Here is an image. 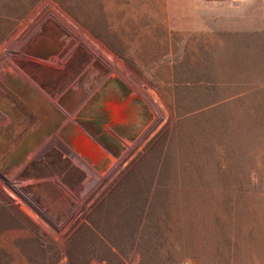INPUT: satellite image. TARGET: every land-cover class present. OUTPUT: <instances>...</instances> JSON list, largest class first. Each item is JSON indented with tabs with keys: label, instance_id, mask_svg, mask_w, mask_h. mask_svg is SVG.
<instances>
[{
	"label": "rangeland",
	"instance_id": "1",
	"mask_svg": "<svg viewBox=\"0 0 264 264\" xmlns=\"http://www.w3.org/2000/svg\"><path fill=\"white\" fill-rule=\"evenodd\" d=\"M18 1L0 0V88L39 90L58 124L101 88L131 116L118 158L75 169V190L0 165V264H264V86L249 64L192 46L174 14L162 45L136 46L134 9L160 0H33L7 30Z\"/></svg>",
	"mask_w": 264,
	"mask_h": 264
},
{
	"label": "crops",
	"instance_id": "2",
	"mask_svg": "<svg viewBox=\"0 0 264 264\" xmlns=\"http://www.w3.org/2000/svg\"><path fill=\"white\" fill-rule=\"evenodd\" d=\"M156 4L154 7L145 6L142 13L134 9L130 29L137 32L134 40L144 41V44L138 42L136 46H157L158 41L162 45L163 38L156 32L162 30V23L163 30H166L167 16L174 14L176 19L172 28L191 34L194 38L192 46L195 47L199 41L198 46L215 47L217 53L225 57L239 58L254 71L246 77L251 80V88L258 91L264 86V0H177L170 8L164 0ZM33 5V0H21L12 11L3 12L11 24L7 30ZM153 18L155 24L152 27ZM248 91H239L234 96ZM107 96L119 99L111 90ZM62 105L67 106L66 103ZM124 105L128 107L127 103ZM127 110L121 120L113 118L114 127L118 129L116 135L106 133L111 136V145L119 141L126 128L124 125L131 114L129 108ZM25 117L31 121L28 128L22 125ZM59 120L56 105L39 90L25 89L20 84L0 88V165L16 169L17 174L28 170L38 172L43 175L40 181L50 178L45 177L49 175L46 172H53L58 182L67 184L72 190L83 183L77 179L75 169L88 168L90 172L103 175L118 158L117 150L93 137L71 119L58 124ZM69 123L78 131L72 138L64 131ZM9 131L12 138L8 137ZM256 158L259 167L264 165L260 161L264 159V149L256 154ZM110 253L113 254L112 250Z\"/></svg>",
	"mask_w": 264,
	"mask_h": 264
},
{
	"label": "flooded vegetation",
	"instance_id": "3",
	"mask_svg": "<svg viewBox=\"0 0 264 264\" xmlns=\"http://www.w3.org/2000/svg\"><path fill=\"white\" fill-rule=\"evenodd\" d=\"M107 95H109V91H107L106 88H101L90 94L86 102L75 114L73 121L96 139L107 142L111 145L112 142L110 134L107 136L106 132L102 130L98 118L94 114L95 107L97 106L96 104ZM64 131L69 133L71 138L78 133L77 129L72 126L71 123L67 125Z\"/></svg>",
	"mask_w": 264,
	"mask_h": 264
},
{
	"label": "water",
	"instance_id": "4",
	"mask_svg": "<svg viewBox=\"0 0 264 264\" xmlns=\"http://www.w3.org/2000/svg\"><path fill=\"white\" fill-rule=\"evenodd\" d=\"M95 116L98 118L102 130L106 133L116 135L118 129L114 127L113 118L121 120L126 114V107L117 99L109 96L104 97L94 110ZM81 138H84L81 136Z\"/></svg>",
	"mask_w": 264,
	"mask_h": 264
},
{
	"label": "trees",
	"instance_id": "5",
	"mask_svg": "<svg viewBox=\"0 0 264 264\" xmlns=\"http://www.w3.org/2000/svg\"><path fill=\"white\" fill-rule=\"evenodd\" d=\"M111 91H113V90H111ZM113 92H115V91H113ZM130 116H131V114H130ZM129 119H130V117H128L127 121H129Z\"/></svg>",
	"mask_w": 264,
	"mask_h": 264
},
{
	"label": "built area",
	"instance_id": "6",
	"mask_svg": "<svg viewBox=\"0 0 264 264\" xmlns=\"http://www.w3.org/2000/svg\"><path fill=\"white\" fill-rule=\"evenodd\" d=\"M205 1H215V0H205Z\"/></svg>",
	"mask_w": 264,
	"mask_h": 264
}]
</instances>
